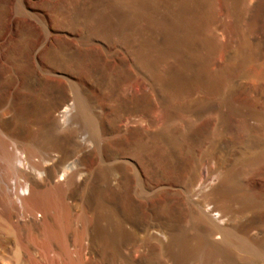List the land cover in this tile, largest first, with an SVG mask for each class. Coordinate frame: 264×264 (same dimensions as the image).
<instances>
[{
  "label": "rangeland",
  "instance_id": "374dc122",
  "mask_svg": "<svg viewBox=\"0 0 264 264\" xmlns=\"http://www.w3.org/2000/svg\"><path fill=\"white\" fill-rule=\"evenodd\" d=\"M0 264H264V0H0Z\"/></svg>",
  "mask_w": 264,
  "mask_h": 264
},
{
  "label": "bare ground",
  "instance_id": "6f19581e",
  "mask_svg": "<svg viewBox=\"0 0 264 264\" xmlns=\"http://www.w3.org/2000/svg\"><path fill=\"white\" fill-rule=\"evenodd\" d=\"M177 80L179 81V80H180V77L177 78ZM181 82H182V81H181ZM215 83H216V82H215ZM66 101H67V100L65 99V100H63L61 103H59V104H57L56 106H54L52 112H50V115L52 116L54 112L60 110L61 107H63V106L67 103ZM52 121H53V122H56V118H55V119L52 118ZM9 159H11V158L8 156V161H9ZM63 171H64V170H63ZM65 171H67V169H66ZM99 237H100V236H98L97 238H99ZM213 244H214V245H217L218 243H217V242H214Z\"/></svg>",
  "mask_w": 264,
  "mask_h": 264
}]
</instances>
